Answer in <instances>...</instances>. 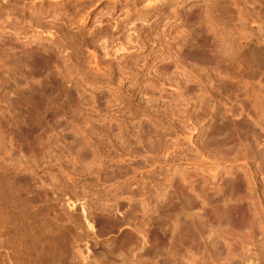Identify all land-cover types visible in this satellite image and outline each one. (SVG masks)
I'll return each mask as SVG.
<instances>
[{"label":"rangeland","instance_id":"374dc122","mask_svg":"<svg viewBox=\"0 0 264 264\" xmlns=\"http://www.w3.org/2000/svg\"><path fill=\"white\" fill-rule=\"evenodd\" d=\"M147 3L0 0V264H264V174L258 170L264 169V17L256 15L253 0H171L163 9L169 15L138 18ZM249 52L256 59L248 60ZM208 120L216 122L214 130ZM233 121L240 123L236 131ZM210 142L212 157L222 162L217 173L208 169ZM245 158L255 203L233 232L223 218L214 220L217 227L202 209L204 199L219 194L222 176L233 175L226 171L229 161L240 165ZM115 201L133 206L128 217L138 229L130 236L124 228L118 242L110 234L94 238L84 217L118 221ZM147 216L161 230L157 256L145 262L135 242ZM173 229L194 234L177 237ZM217 237L231 243L229 252L226 244L213 248Z\"/></svg>","mask_w":264,"mask_h":264},{"label":"bare ground","instance_id":"6f19581e","mask_svg":"<svg viewBox=\"0 0 264 264\" xmlns=\"http://www.w3.org/2000/svg\"><path fill=\"white\" fill-rule=\"evenodd\" d=\"M127 1V0H126ZM169 1H171V0H148V3L147 4H145V9H144V11H143V14H141L138 18H140L141 19V17L142 16H148V15H151V14H153L154 15V13H158V15L160 14H162V12H164V8L169 4ZM175 1H177V3L178 2H182L183 0H175ZM174 2V1H173ZM216 2V1H215ZM214 2V3H215ZM223 4V3H222ZM131 5V4H130ZM225 5V4H224ZM106 6V5H105ZM253 6H254V9H255V13H256V15H258L259 17H264V11L262 10L263 8H264V0H253ZM124 7V6H123ZM114 8V7H113ZM131 8V7H130ZM120 9V8H119ZM133 9V8H132ZM163 10V11H162ZM170 10V9H169ZM129 11H131V10H129ZM160 11H161V13H160ZM126 12V11H125ZM128 12V11H127ZM166 12V11H165ZM164 12V13H165ZM168 13H169V11H167ZM166 12V13H167ZM171 12V11H170ZM141 13V12H140ZM165 13V14H166ZM167 13V14H168ZM137 15V14H136ZM169 15V14H168ZM174 15H176V13H174ZM186 15V14H185ZM253 15H255V14H253ZM124 16V15H123ZM172 16H173V14H172ZM159 17V16H158ZM161 17V16H160ZM166 17V16H165ZM169 17V16H168ZM171 17V16H170ZM135 18V17H134ZM173 18V17H172ZM133 19V18H132ZM144 19V18H143ZM158 19V18H157ZM264 19V18H263ZM116 20V19H115ZM136 20V19H135ZM134 20V21H135ZM139 20V19H138ZM170 20V19H169ZM130 21V20H129ZM133 21V22H134ZM164 21V20H163ZM133 22L131 23V24H133ZM145 22V21H144ZM148 22V21H147ZM143 23V22H142ZM263 23V22H262ZM119 24V23H118ZM117 24V25H118ZM128 24V23H127ZM115 25V24H114ZM120 25H121V23H120ZM148 26V25H147ZM170 25H168V27H169ZM130 27H131V25H130ZM129 27V28H130ZM149 27V26H148ZM13 28V27H12ZM21 28V27H20ZM24 28V27H23ZM134 28V27H133ZM133 28H131V29H133ZM156 28V27H155ZM28 29V28H27ZM118 29V28H117ZM167 29V28H166ZM48 30V29H47ZM52 30V29H51ZM125 30V29H124ZM38 31V30H37ZM49 31V30H48ZM129 31H130V29H129ZM137 31V30H136ZM140 31V30H139ZM155 31V30H154ZM41 32V31H40ZM173 32V31H172ZM38 33V32H37ZM50 33V32H49ZM168 33V32H167ZM171 33V32H170ZM36 34V33H35ZM127 34V33H126ZM137 34V33H136ZM131 35V34H130ZM137 36V35H136ZM154 36V35H153ZM170 36V35H169ZM129 37V36H128ZM127 37V38H128ZM158 36H156V38H157ZM161 37V36H160ZM170 38V37H169ZM173 39V38H172ZM6 40V39H5ZM125 40H127V39H125ZM133 40V39H132ZM139 40V39H138ZM158 40V39H157ZM171 40V39H170ZM175 40V39H174ZM173 40V41H174ZM253 40V39H252ZM128 41V40H127ZM135 41H136V39H135ZM155 41V40H154ZM162 41V40H161ZM167 41H169V40H167ZM129 42V41H128ZM132 42V41H131ZM165 42V41H164ZM163 42V43H164ZM171 42V41H170ZM181 42V41H180ZM249 42V41H248ZM16 43V42H15ZM24 43V42H23ZM134 43V42H133ZM157 43V42H156ZM166 43V45H169V44H167V42H165ZM169 43V42H168ZM198 43V42H197ZM105 44V43H104ZM184 44V43H183ZM129 45V44H128ZM177 45V44H176ZM200 45V44H199ZM249 45V44H248ZM29 46V45H28ZM134 46V45H133ZM139 46V45H138ZM138 46H136V47H138ZM158 46H159V43H158ZM164 46H165V44H164ZM172 46V45H171ZM107 47V46H106ZM115 47H116V45H115ZM135 47V48H136ZM140 47V46H139ZM162 47H163V45H162ZM190 47V46H189ZM108 48V47H107ZM121 48V47H120ZM164 48V47H163ZM174 48V47H173ZM202 48H203V46H202ZM257 48V47H256ZM259 48V47H258ZM23 49V48H22ZM104 49V48H103ZM117 49H119V48H117ZM116 49V50H117ZM125 49V48H124ZM129 49V48H128ZM131 49V48H130ZM140 49V48H139ZM172 49V48H171ZM204 49V48H203ZM253 49V48H252ZM16 50V49H15ZM120 50V49H119ZM121 50H122V48H121ZM164 50V49H163ZM168 50H169V48H168ZM179 50V49H178ZM251 50V49H250ZM118 51V50H117ZM126 51H127V48H126ZM160 51V50H159ZM165 51V50H164ZM91 52V51H90ZM113 52H115V51H113ZM135 52V51H134ZM166 52V51H165ZM164 52V53H165ZM171 52V51H170ZM195 52V51H194ZM252 52H253V50H252ZM25 53V52H24ZM138 53V52H137ZM166 53H169L168 51L166 52ZM178 53H179V51H178ZM183 52H181L180 54H182ZM191 53V52H190ZM192 53H193V50H192ZM191 53V54H192ZM250 54L248 55V58H250V59H248V60H250V61H253V59L255 58H253V55L251 54V52H249ZM262 53V52H261ZM8 54V53H7ZM117 54V53H116ZM124 54V53H123ZM162 54V53H161ZM179 54V55H180ZM197 54V53H196ZM28 55V54H27ZM151 55V54H150ZM168 55V54H167ZM193 55V54H192ZM238 55V54H237ZM251 55V56H250ZM122 56V55H121ZM168 56H170V55H168ZM194 56V55H193ZM31 57V56H30ZM93 57V56H92ZM98 57V56H97ZM125 57H127V56H125ZM160 57V56H159ZM172 57H174L173 55H172ZM181 57V56H180ZM183 57H184V55H183ZM183 57H181V58H183ZM185 57H186V54H185ZM188 57V56H187ZM264 57V56H263ZM94 58L95 57H93V61H95L94 60ZM142 58V57H141ZM169 58V57H168ZM189 58V57H188ZM242 58V57H241ZM19 59V58H18ZM98 59V58H97ZM135 59V58H134ZM169 59H171V58H169ZM193 59V58H192ZM256 59V58H255ZM39 60V59H38ZM100 60L101 59H99V61H98V64H99V62H100ZM194 60V59H193ZM197 60V59H196ZM47 61V60H46ZM92 61V60H91ZM90 61V62H91ZM177 61H179V60H177ZM182 61V60H181ZM181 61L179 62V63H181ZM176 62V61H175ZM257 62V61H256ZM27 63V62H26ZM33 63V62H32ZM95 63V62H94ZM142 63H143V61H142ZM145 63H146V61H145ZM248 63V62H247ZM20 64V63H19ZM182 64H183V62H182ZM23 65V64H22ZM34 65V64H33ZM47 65V64H46ZM91 65V64H90ZM255 65H257V64H255ZM19 66V65H18ZM50 66V65H49ZM107 66V65H106ZM247 66H249V65H247ZM43 67V66H42ZM96 67V66H95ZM104 67V66H103ZM153 67V66H152ZM250 67V66H249ZM21 68V67H20ZM33 68H35V67H33ZM108 68H110V67H108ZM107 69V68H106ZM149 69V68H148ZM238 71H239V69H237ZM244 70H246V69H244ZM253 70V69H252ZM258 70V69H257ZM262 70V69H261ZM134 71V70H133ZM240 71H241V69H240ZM239 71V72H240ZM247 71V70H246ZM245 71V72H246ZM259 71V70H258ZM236 73H238L237 71H235ZM250 72H252V71H250ZM260 72V71H259ZM263 72V71H262ZM241 73V72H240ZM257 73V72H256ZM261 73V72H260ZM136 74V73H135ZM262 74V73H261ZM56 75V74H55ZM158 75V74H157ZM258 76V75H257ZM183 77H184V75H183ZM186 77V76H185ZM254 77V76H253ZM181 78V77H180ZM246 78V77H245ZM160 79H162V78H160ZM168 79H171V78H168ZM179 79V78H178ZM186 79V78H185ZM243 79V78H242ZM247 79V78H246ZM138 80V79H137ZM181 80V79H180ZM144 81V80H143ZM154 81V80H153ZM159 81V80H158ZM186 81V80H185ZM251 81V80H250ZM257 81V80H256ZM259 81V80H258ZM136 82V81H135ZM162 82V81H161ZM170 82V81H169ZM178 82V81H177ZM139 83V82H138ZM259 83V82H258ZM263 83V82H262ZM97 85V84H96ZM31 86V85H30ZM30 86H28V87H30ZM40 87V86H39ZM32 88V87H31ZM21 89V88H20ZM113 89V88H112ZM23 90V89H22ZM20 91V90H19ZM18 91V92H19ZM39 92V91H38ZM236 92V91H235ZM85 93V92H84ZM237 93V92H236ZM257 93V92H256ZM116 94V93H115ZM27 95V94H26ZM33 96V95H32ZM80 96V95H79ZM31 97V96H30ZM34 97V96H33ZM45 97V96H44ZM35 98V97H34ZM94 98V97H93ZM20 100V99H19ZM38 101V100H37ZM93 101V100H92ZM108 101V100H107ZM244 101H246V100H244ZM248 101V100H247ZM246 101V102H247ZM255 101V100H254ZM111 102V101H110ZM246 102H244L245 104H246ZM263 102V101H262ZM22 103V102H21ZM88 103V102H87ZM119 103V102H118ZM255 103V102H254ZM260 103V102H259ZM93 104V103H92ZM80 105V104H79ZM78 105V106H79ZM96 105V104H95ZM112 105V104H111ZM118 105V104H117ZM247 105V104H246ZM120 106V105H119ZM263 106V105H262ZM82 107V106H81ZM115 107V106H114ZM121 107V106H120ZM255 107V106H254ZM259 107V106H258ZM209 108H210V106H209ZM121 109V108H120ZM213 109V108H212ZM254 109V108H253ZM122 110V109H121ZM26 111V110H25ZM104 111V110H103ZM210 111H216L215 110V108H214V110H210ZM210 111H209V113L208 114H210ZM256 111V110H255ZM22 112V111H21ZM86 112H87V110H86ZM123 112V111H122ZM257 112V111H256ZM255 112V113H256ZM261 112V111H260ZM25 113V112H24ZM129 113V112H128ZM83 114V113H82ZM212 114V113H211ZM210 114V115H211ZM115 115V114H114ZM123 115V114H122ZM127 115V114H126ZM138 115V114H137ZM214 115V114H213ZM257 115H258V112H257ZM208 116V115H207ZM33 117V116H32ZM209 117V116H208ZM211 117H212V115H211ZM124 118V117H123ZM127 118V117H126ZM79 119V118H78ZM77 119V120H78ZM88 119V118H87ZM91 119V118H90ZM94 119V118H93ZM120 119V118H119ZM209 119H210V117H209ZM251 119V118H250ZM256 119V118H255ZM96 120V119H95ZM109 120V119H108ZM115 120V119H114ZM212 120L214 121L215 119L214 118H212ZM211 120V121H212ZM230 120V119H229ZM238 120V119H237ZM236 120V121H237ZM249 120V119H248ZM259 120V119H258ZM126 121V120H125ZM132 121V120H131ZM139 121V120H138ZM209 122L208 123H210V120H208ZM212 121V122H213ZM234 122V124L233 125H231V123L232 122H229L230 123V129L231 128H233L235 131L238 129V127L240 126V123L239 124H237V122ZM260 121V120H259ZM263 121V120H262ZM93 122V121H92ZM97 122V121H96ZM211 122V123H212ZM227 122V121H226ZM242 122V121H241ZM255 122H256V120H255ZM76 123V122H75ZM88 123V122H87ZM109 123V122H108ZM134 123V122H133ZM210 123V124H211ZM247 123V122H246ZM86 124V123H85ZM122 124V123H121ZM123 124H125V123H123ZM213 124H216V122L215 123H213ZM213 124H211V126H213L211 129H213L214 128V125ZM253 124H255V123H253ZM257 124H259V122L257 121ZM81 125V124H80ZM128 125V124H127ZM209 125V124H208ZM227 125H229V124H227ZM237 125H239V126H237ZM84 126V125H83ZM86 126V125H85ZM88 126V125H87ZM106 126V125H105ZM210 126V125H209ZM208 126V127H209ZM91 128V127H90ZM113 128V127H112ZM123 128V127H122ZM254 128V127H253ZM263 128V127H262ZM96 129V128H95ZM215 129V128H214ZM213 129V130H214ZM221 129V128H220ZM241 129V128H240ZM117 130V129H116ZM120 130V129H119ZM134 130H135V128H134ZM245 130V129H244ZM78 131V130H77ZM96 131V130H95ZM114 131V130H113ZM142 131V130H141ZM87 132V131H86ZM120 132V131H119ZM140 132V131H139ZM217 132V131H216ZM204 133H205V131H204ZM220 132H218V134H219ZM235 133V132H234ZM81 134V133H80ZM85 134V133H84ZM109 134V133H108ZM111 134V133H110ZM130 134V133H129ZM238 134V133H237ZM257 134V133H256ZM90 135V134H89ZM100 135V134H99ZM131 135V134H130ZM211 135H212V131L211 130H209V131H207V136H208V138H210L211 137ZM215 135V134H214ZM81 136V135H80ZM79 136V137H80ZM143 136V135H142ZM245 136V135H244ZM247 136V135H246ZM257 136V135H256ZM262 136V135H261ZM90 137V136H89ZM136 137V136H135ZM232 137V136H231ZM107 138V137H106ZM109 138V137H108ZM107 138V139H108ZM229 138V137H228ZM125 139V138H124ZM211 139V138H210ZM219 139V138H218ZM217 138H216V140H218ZM257 139H258V137H257ZM130 140V139H129ZM109 141V140H108ZM218 141H220V140H218ZM221 141H222V139H221ZM220 141V143H222ZM112 142V141H111ZM133 142V141H132ZM114 143V142H113ZM118 143V142H117ZM218 143V142H217ZM17 144V143H16ZM81 144V143H80ZM96 144V143H95ZM135 144V143H134ZM43 145V144H42ZM82 145V144H81ZM85 145V144H84ZM88 145V144H87ZM114 145V144H113ZM153 145V144H152ZM218 145H220V144H218ZM248 145V144H247ZM79 146V145H78ZM106 146V145H105ZM110 146V145H109ZM163 146V145H162ZM204 146H206V145H204ZM207 162H208V164L210 165L209 166V168L208 169H211V172L213 171H215V173H217L218 172V170H215L216 168H219L220 167V164L222 163H220V161H218V159L216 160V162H215V159L212 157V156H214L213 154H212V143L210 142L209 144H207ZM249 146V145H248ZM253 146H254V144H253ZM252 146V147H253ZM82 147V146H81ZM143 147V146H142ZM151 147V146H150ZM167 147V146H166ZM249 147H251V146H249ZM154 148V147H153ZM162 148V147H161ZM205 149V148H204ZM251 149V148H250ZM264 149V148H263ZM107 150H108V148H107ZM131 150V149H130ZM144 150V149H143ZM82 151V150H81ZM84 151V150H83ZM116 151V150H115ZM123 151V150H122ZM134 151V150H133ZM132 151V152H133ZM160 151V150H159ZM161 151H162V149H161ZM247 151H248V149H247ZM256 151V150H255ZM263 151V150H262ZM93 152V151H92ZM94 152H96V151H94ZM112 152V151H111ZM148 152V151H147ZM259 152H260V150H259ZM144 153V152H143ZM256 153V152H255ZM80 154V153H79ZM113 154V153H112ZM121 154V153H120ZM126 154V153H125ZM152 154V153H151ZM258 154V153H257ZM123 155V154H122ZM132 155V154H131ZM138 155H139V152H138ZM142 155V154H141ZM150 155V154H149ZM158 155V154H157ZM223 155V154H222ZM242 155V154H241ZM259 155V154H258ZM106 156V155H105ZM104 156V157H105ZM136 156V155H135ZM155 156V155H154ZM170 156V155H169ZM206 156V155H205ZM263 156H264V153H263ZM120 157V156H119ZM124 157V156H123ZM138 157V156H137ZM142 157V156H141ZM174 157V156H173ZM223 157V156H222ZM221 157V158H222ZM95 158H96V156H95ZM122 158V157H121ZM120 158V159H121ZM126 158V157H125ZM128 158H129V156H128ZM135 158V157H134ZM145 158V157H144ZM256 158V157H255ZM98 159V158H97ZM96 159V160H97ZM113 159V158H112ZM169 159V158H168ZM254 159V158H253ZM111 160V159H110ZM115 160V159H114ZM113 160V161H114ZM121 160H123V159H121ZM153 160V159H152ZM159 160V159H158ZM165 160V159H164ZM200 160V159H199ZM220 160V159H219ZM223 160V159H222ZM221 160V161H222ZM258 160V159H257ZM260 160V159H259ZM126 161V160H125ZM163 161V160H162ZM166 161H167V159H166ZM203 161H204V159H203ZM206 161V160H205ZM232 161H233V159H232ZM231 161V162H232ZM243 161V160H242ZM242 161L240 162V163H242ZM245 162H243L242 164H240V165H238V164H235V165H233L230 161H229V163H228V166H227V168H226V171L227 172H232L233 173V175L231 176H226V177H224V176H222V178H221V180H220V182H219V185H220V188H221V190H219L220 192H219V194L217 195H214V194H212V196H210V197H208V199H204V200H207L206 201V203H205V207L202 209V210H204L205 211V214H206V212H207V218H208V216L210 215L211 217H210V219H209V221H212V223L214 222V220L216 221V222H219V220L221 219V218H223L224 220L223 221H225V223H226V225H225V227L227 228L228 226L230 227V229H231V231H233L232 230V228H237L236 230H238L239 228L238 227H241L242 225H244V222H245V219L247 218V216H248V214L250 213L249 212V209L251 210V208L253 207V204L255 203V201L253 202V200H254V198H253V180H252V178H251V172H250V170H251V166L249 165V163H246V161H247V159L245 158V160H244ZM153 162V161H152ZM156 161H154V163H155ZM190 162V161H189ZM262 162V161H261ZM102 163V162H101ZM199 163V162H198ZM260 163V162H259ZM259 163H258V165H259ZM152 164V163H151ZM202 164H204V163H202ZM262 164H264V163H262ZM225 166V165H224ZM225 166V167H226ZM204 168V167H203ZM238 170V171H237ZM258 170L260 171V173H262V174H264V169H263V165H260V166H258ZM210 171V170H209ZM258 172V171H257ZM128 174V173H127ZM223 174V173H222ZM229 174V173H228ZM142 176V175H141ZM244 176L246 177L247 176V178L249 179V181L248 182H250V184H251V186H250V184L248 183H246L247 182V178H244ZM220 177H221V175H220ZM128 179V178H127ZM252 180V181H251ZM248 186H250V188L249 189H246V190H249L248 191V194H244V195H242L241 193H242V191L245 189V188H247V185ZM218 185V184H217ZM261 187V186H260ZM109 188V187H108ZM219 188V189H220ZM214 189V188H213ZM111 190V189H110ZM209 190V189H208ZM212 190V189H211ZM258 191V190H257ZM212 192H214V191H212ZM216 192H217V190H216ZM207 193V192H206ZM256 194V193H255ZM259 194V193H258ZM163 195V194H162ZM158 196V195H157ZM204 196V195H203ZM20 197V196H19ZM85 198V197H84ZM190 198V197H189ZM199 198V197H198ZM256 198V197H255ZM258 198V197H257ZM22 199H23V197H22ZM32 199V198H31ZM30 199V200H31ZM194 199V198H193ZM196 199V198H195ZM260 199V198H259ZM33 200V199H32ZM85 200V199H84ZM132 200V199H131ZM203 200V201H204ZM40 201V200H39ZM112 201V200H111ZM129 201V200H128ZM153 201V200H152ZM33 202V201H32ZM116 202V201H115ZM118 202V201H117ZM116 202V203H117ZM133 202V201H132ZM140 202V201H139ZM138 202V203H139ZM155 202H156V200H155ZM155 202H153V203H155ZM67 203V202H66ZM80 203V202H79ZM108 203V202H107ZM113 203V202H112ZM123 203H125V202H123ZM152 203V204H153ZM257 203V202H256ZM85 204V203H84ZM87 204V203H86ZM101 204V203H100ZM119 203H117L115 206H113V210H114V213H115V215L117 214V216H116V218H117V220L118 221H116V222H111V220H112V218H111V220L109 219H107L106 217H103L102 215H96V216H90V217H92L93 218V220H89V219H87L88 217L86 216V217H84L85 218V221H86V224H87V226L92 230V231H94L93 232V235H94V233H96L95 235H97V234H100V233H102V234H110L111 235V239H114V240H116L117 242H118V239L124 234V228H126V229H128V234L127 235H130V236H132V234H130V233H132L135 229H138L137 227L135 228V227H133V228H135V229H133L132 228V226H130V225H133L132 224V222L134 221V220H130V217H128V213L133 209L132 207V205L131 204H128L127 202L125 203V205H118ZM128 204V205H127ZM140 204V203H139ZM144 204V203H143ZM192 204V203H191ZM195 204V203H194ZM33 205V204H32ZM37 205V204H36ZM137 205V204H136ZM135 205V206H136ZM150 205V204H149ZM154 205V204H153ZM152 205V206H153ZM161 205V204H160ZM258 205V204H257ZM50 206V205H49ZM88 206V205H87ZM141 206V205H140ZM155 206V205H154ZM195 206V205H194ZM203 206V205H202ZM35 207V206H34ZM43 207V206H42ZM68 207L72 210H74V209H76V205H74L72 202L71 203H68ZM158 207V206H157ZM53 208V207H52ZM55 208V207H54ZM68 208V209H69ZM79 208L80 209H82L83 210V206L82 205H80L79 206ZM101 208V207H100ZM144 208V207H143ZM149 208V207H148ZM26 209V208H25ZM97 209V208H96ZM134 209H136V207L134 208ZM81 210V211H82ZM100 210V209H99ZM141 210V209H140ZM146 210H148V209H146ZM45 211V210H44ZM105 211V210H104ZM135 211V210H134ZM252 211V210H251ZM31 212H32V210H31ZM84 212V211H83ZM138 212V211H137ZM144 212V211H143ZM143 212H141L142 214H143ZM149 212V211H148ZM34 213V212H33ZM54 213V212H53ZM67 213V212H66ZM79 213H80V211H79ZM100 213V212H99ZM107 213V212H106ZM110 213V212H109ZM108 213V214H109ZM134 213V212H133ZM146 213V212H145ZM154 213H157L156 211H154ZM84 214H85V212H84ZM92 214H94V213H92ZM141 214V215H142ZM152 214V213H151ZM204 214V213H203ZM209 214V215H208ZM251 214V213H250ZM46 215V214H45ZM86 215V214H85ZM84 215V216H85ZM89 215H91V214H89ZM139 215V214H138ZM146 215H147V213H146ZM149 215V214H148ZM157 215V214H156ZM38 216V215H37ZM50 216V215H49ZM62 216V215H61ZM158 216V215H157ZM164 216V215H163ZM205 216V215H204ZM251 216V215H250ZM57 217V216H56ZM76 217V216H75ZM110 217V216H109ZM108 217V218H109ZM138 217V216H137ZM141 217V216H140ZM156 217V216H155ZM160 217V216H159ZM162 217V216H161ZM184 217V216H183ZM252 217V216H251ZM250 217V218H251ZM37 218V217H36ZM78 218V217H77ZM132 218V217H131ZM143 218V217H142ZM163 218V217H162ZM258 218V217H257ZM59 219V218H58ZM73 219V218H72ZM139 219V218H138ZM165 219V218H164ZM169 219V218H168ZM156 219H154V217H152V216H147L146 217V219H144V221H145V224H144V226L143 227H141V226H139V225H137V226H139L140 228V230H138L137 231V234L138 235H136V236H138V241L135 239V241H137V242H135L136 243V245H135V249L136 250H138L139 252H137V251H135V252H137V253H139L138 255H140V257H143L144 259H145V262L147 261V260H149V259H152L153 257L155 258V256H157L156 255V253H154V251L156 250L155 249V247L157 246V244H158V236L160 235L159 233H160V231L159 230H161V229H158L159 227H157V225H156V221H155ZM207 220V219H206ZM76 221V220H75ZM74 221V222H75ZM131 221V222H130ZM162 221H164V220H162ZM161 221V222H162ZM190 221V220H189ZM35 222H37V221H35ZM38 222H40V221H38ZM43 222V221H42ZM65 222V221H64ZM139 222H141V221H139ZM191 222V221H190ZM189 222V223H190ZM216 222H214V224H216ZM24 223V222H23ZM46 223V222H45ZM76 223H77V221H76ZM131 223V224H130ZM134 223V222H133ZM163 223V222H162ZM162 223H160V224H162ZM207 223V222H206ZM209 223V222H208ZM260 223V222H259ZM21 224V223H20ZM137 224V223H136ZM158 224V223H157ZM159 224V225H160ZM34 225V224H33ZM46 225V224H45ZM74 225V224H73ZM135 225V224H134ZM192 224H190L189 226H191ZM253 225V219H252V221L249 223V226L248 227H251ZM15 226V225H14ZM25 226H26V224H25ZM53 226V225H52ZM57 226V225H56ZM63 226V225H62ZM136 226V225H135ZM195 226V225H194ZM200 226V225H199ZM211 226V225H210ZM216 226H217V224H216ZM12 227V226H11ZM30 227V226H29ZM38 227V226H37ZM43 227H45V226H43ZM59 227V226H58ZM57 227V228H58ZM208 227V226H207ZM218 227V226H217ZM224 227V226H223ZM228 227V228H229ZM245 227V226H244ZM247 227V228H248ZM16 228V227H15ZM27 228V227H26ZM48 228V227H47ZM164 228V227H163ZM191 229H194V227L192 228V226L190 227ZM197 228V227H196ZM195 228V229H196ZM225 228V229H226ZM243 228V227H242ZM261 228H262V226H261ZM24 229V228H23ZM28 229V228H27ZM40 229V228H39ZM42 229H44V228H42ZM61 229V228H60ZM82 229V228H81ZM186 230H187V227L185 228ZM185 229L183 230V232L181 231H178V232H176L174 229L172 230V232L173 231H175L174 233H176V235L180 232V233H183V234H185L186 232L188 233V231H189V233L192 231L193 232V230H189L188 229V231H186L185 232ZM211 229V228H210ZM245 229V228H244ZM75 230V229H74ZM132 230V231H131ZM166 230V229H165ZM165 230H164V233H165ZM205 230V229H204ZM214 230V229H213ZM221 230V229H220ZM219 230V231H220ZM235 230V231H236ZM261 230V229H260ZM44 231V230H43ZM59 231V230H58ZM163 231V230H162ZM199 231V230H198ZM215 231V230H214ZM228 231V230H227ZM249 231H251V230H249ZM37 232H39V231H37ZM226 232V231H225ZM234 232V231H233ZM36 233V232H35ZM43 233V232H42ZM173 233V234H174ZM179 233V235H181ZM263 233V232H262ZM12 234V233H11ZM28 234V233H27ZM41 234V233H40ZM39 234V235H40ZM55 234V233H54ZM57 234V233H56ZM77 234V233H76ZM193 234H194V232H193ZM216 234V233H215ZM214 234V235H215ZM228 234V233H227ZM235 234H237V233H235ZM248 234V233H247ZM264 234V233H263ZM92 235V236H93ZM95 235L93 236L94 238H96L95 237ZM101 235V234H100ZM166 235V234H165ZM191 234H189V235H185V236H190ZM15 236V235H14ZM27 236V235H26ZM53 236V235H52ZM58 236V235H57ZM60 236H62V235H60ZM64 236V235H63ZM76 236V235H75ZM102 236V235H101ZM172 236V235H171ZM175 236V235H174ZM193 236V235H192ZM217 236V235H216ZM29 237V236H28ZM44 237V236H43ZM42 237V238H43ZM80 237V236H79ZM123 237H124V235H123ZM162 237H164L163 235H162ZM177 237H178V235H177ZM213 237V236H212ZM215 237V236H214ZM241 237V236H240ZM37 238V237H36ZM61 238V237H60ZM63 238V237H62ZM68 238V237H67ZM73 238V237H72ZM76 238V237H75ZM78 238V237H77ZM76 238V239H77ZM93 238V239H94ZM109 238V239H110ZM128 239H129V237H127ZM133 238H137V237H135V236H133ZM182 238V237H181ZM218 238V237H217ZM216 238V239H217ZM220 238V237H219ZM219 238L217 239V240H219ZM238 238H239V236H238ZM48 239V238H47ZM92 239V240H93ZM98 239V238H97ZM173 239H175V238H173ZM177 239V238H176ZM215 239V240H216ZM222 239V238H221ZM221 239L219 240V241H221ZM224 239V238H223ZM240 240L242 239H244V237L243 238H239ZM247 239H248V237H247ZM253 239V238H252ZM252 239H250V240H252ZM33 240V239H32ZM38 240V239H37ZM44 240V239H43ZM74 240V239H73ZM78 240V239H77ZM113 240V241H114ZM123 240V239H122ZM134 240V239H133ZM132 240V241H133ZM187 240H188V238H187ZM216 240V241H217ZM239 240V241H240ZM28 242H29V240H27ZM26 241V242H27ZM31 241V240H30ZM56 241V240H55ZM121 241V240H120ZM129 241H131V239L129 240ZM222 241H225V240H222ZM222 241L221 242H218V245H216V246H214L213 248H215L216 247V251H218V249H217V247L218 248H222V246H223V244H226V243H223L222 244ZM32 242V241H31ZM35 240H34V243L33 244H35ZM44 242H45V240H44ZM50 242V241H49ZM71 242H72V240H71ZM101 242V241H100ZM109 242H111V241H109ZM117 242H115L116 244H117ZM210 242V241H209ZM213 242V244H214V240L212 241ZM226 242V241H225ZM244 242H245V239H244ZM20 243V242H19ZM24 243V242H23ZM38 243L40 244V242L38 241ZM41 243H43V242H41ZM54 243V242H53ZM88 243V242H87ZM165 243H166V241H165ZM235 243H236V241H235ZM239 243V242H238ZM248 243H250L249 241L247 242V244ZM25 244H28V243H25ZM30 244V243H29ZM47 244V243H46ZM56 244V243H55ZM64 244V243H63ZM66 244V243H65ZM64 244V245H65ZM72 244V243H71ZM77 244V243H76ZM107 244V243H106ZM109 244V243H108ZM119 244V243H118ZM117 244V245H118ZM128 244H129V242H128ZM161 244H162V242H161ZM205 244V243H204ZM206 244H207V242H206ZM209 244V243H208ZM229 245L231 244V243H228ZM24 245V244H23ZM30 245H32V243L30 244ZM30 245L28 246V248L30 247ZM36 245H38V244H36ZM48 245V244H47ZM116 245V246H117ZM121 244H119V246H120ZM122 245H123V243H122ZM121 245V246H122ZM130 245H132V247L130 246ZM130 245H128V246H130L132 249H133V244H130ZM228 245V246H229ZM233 245V244H232ZM239 245V244H238ZM249 245V244H248ZM247 245V246H248ZM39 246V245H38ZM41 246V245H40ZM95 246H97V245H95ZM119 247V248H121V250H123L122 249V247ZM126 246L127 245H124V248H126ZM127 246V247H128ZM208 246V245H207ZM210 246H212V245H210ZM209 246V247H210ZM225 247L227 246V244L226 245H224ZM227 246V247H228ZM231 246V245H230ZM236 246V245H235ZM235 246H234V248H235ZM43 247V246H42ZM77 247V246H76ZM113 247V246H112ZM118 247V246H117ZM173 247H174V245H173ZM199 247V246H198ZM203 247L205 248V245H203ZM202 247V251H204V250H206V248L204 249ZM208 247V248H209ZM226 247V250H224L225 252L226 251H228L229 252V250H227L228 248ZM237 247V246H236ZM27 248V247H26ZM27 248V249H28ZM35 248H36V246H35ZM110 248V247H109ZM114 248V247H113ZM116 248V247H115ZM160 248V247H159ZM200 248V247H199ZM199 248H197V250L199 249ZM212 247H210V249H211ZM248 248V247H247ZM81 249V248H80ZM127 249H129V248H127ZM134 249V250H135ZM155 249V250H154ZM158 249V248H157ZM204 249V250H203ZM222 249H225V248H222ZM221 249V250H222ZM231 249H233V248H231ZM36 250V249H35ZM107 250V249H106ZM111 250H113V249H110V252H111ZM120 250V254H121V251ZM129 250H131V249H129ZM128 250V251H129ZM19 251V250H18ZM33 250H31V252H32ZM38 251V250H37ZM36 251V252H37ZM44 251V250H43ZM74 251V250H73ZM89 251H90V249H89ZM116 251H118V248H117V250ZM125 251V250H124ZM127 250H126V252H128ZM132 251V250H131ZM130 251V252H131ZM198 251H200V250H198ZM207 251H208V249H207ZM207 251H206V255H208L207 254ZM210 252H213L212 251V249L211 250H209ZM208 251V252H209ZM223 251V250H222ZM27 251H25V252H23V253H26ZM31 252L29 251V253L31 254ZM35 252V253H36ZM41 252V251H40ZM114 252H115V249H114ZM133 252V251H132ZM131 252V253H132ZM215 252V251H214ZM214 252H213V254H214ZM224 252V253H225ZM233 253H235L234 251H232ZM252 252V251H251ZM262 252V251H261ZM23 253H21V254H23ZM92 253V252H91ZM136 253V254H137ZM163 253V252H162ZM196 253H199V252H196ZM195 253V254H196ZM203 253H205V251L203 252ZM218 253V252H217ZM217 253H215V254H217ZM221 253H223V252H221ZM27 254V253H26ZM39 253L37 252V254L36 255H38ZM43 254V253H42ZM54 254H55V251H54ZM58 254V253H57ZM111 254H112V252H111ZM122 254H125V258H126V253H122ZM209 254H211V253H209ZM214 254V256L213 257H216V255ZM226 254V253H225ZM262 254V253H261ZM24 255V254H23ZM41 255V254H40ZM46 255V254H45ZM115 255H117V254H115ZM119 255V254H118ZM127 255L129 256V255H131L130 253H127ZM133 255V254H132ZM178 255V254H177ZM235 255V254H234ZM264 255V254H263ZM32 256H33V254H32ZM54 256V255H53ZM111 256H113V255H111ZM164 256V255H163ZM162 256V257H163ZM165 256H167V255H165ZM198 256V255H197ZM202 257H203V255H201ZM219 256H220V249H219ZM218 256V257H219ZM34 257H35V255H34ZM40 257V256H39ZM115 257V256H114ZM130 257V256H129ZM161 257V258H162ZM208 257V256H207ZM211 257H212V254H211ZM224 257H227V256H224ZM223 257V258H224ZM252 257V256H251ZM26 258V257H25ZM36 258V257H35ZM53 258V257H52ZM65 258V257H64ZM123 258V257H122ZM128 258V257H127ZM130 258H132L133 259V257H130ZM129 258V259H130ZM142 258V259H143ZM188 258V257H187ZM201 258V257H200ZM203 258H205V257H203ZM24 259V258H23ZM59 259H61V258H59ZM87 259V258H86ZM85 259V260H86ZM96 259V258H95ZM105 259H106V256H105ZM132 259H131V261H132ZM157 259V258H156ZM159 259V258H158ZM183 259V258H182ZM190 259V258H189ZM211 259V258H210ZM215 259V258H214ZM245 259V258H244ZM247 259V258H246ZM250 258H248V260H249ZM27 260V259H26ZM31 261H32V259H30ZM35 260V259H34ZM44 260V259H43ZM65 259H63V261H64ZM82 260H84L83 258H82ZM116 260V259H115ZM134 260V259H133ZM160 260V259H159ZM164 260V259H163ZM167 260V259H166ZM184 260V259H183ZM207 260V259H206ZM212 260V259H211ZM225 260H227V258L225 259ZM232 260V259H231ZM36 261V260H35ZM41 261V260H40ZM58 261V260H57ZM112 261H114V258H113V260ZM126 261V260H125ZM127 261H128V259H127ZM130 261V262H131ZM149 261H151V260H149ZM201 261V260H200ZM199 261V262H200ZM203 261H205V260H203ZM250 261H253L252 259L250 260ZM256 261H258V260H256ZM26 262V261H25ZM52 262V261H51ZM60 262H61V260H60ZM67 262V261H66ZM122 262V261H121ZM134 262V261H133ZM194 261H192V263H193ZM212 262H214V261H212ZM218 262V261H217ZM216 261H215V263H217ZM248 261H246V263H247ZM261 262V261H260ZM259 261L258 262H252V264H261ZM264 262V261H263ZM22 263V262H21ZM32 263H33V261H32ZM40 263V262H39ZM45 263V262H44ZM107 263V262H106ZM125 264H126V262H124ZM128 263V262H127ZM143 263V262H142ZM186 263V262H185ZM187 263H189V261L187 262ZM219 263V262H218ZM246 263H244V264H246ZM24 264H27V263H24ZM34 264V263H33ZM46 264H48V263H46ZM86 264V263H85ZM88 264V263H87ZM115 264H116V262H115ZM133 264V263H132ZM177 264H180V263H178L177 262ZM182 264V263H181ZM191 264V263H190ZM205 264V263H204ZM234 264H236L235 263V261H234Z\"/></svg>","mask_w":264,"mask_h":264}]
</instances>
